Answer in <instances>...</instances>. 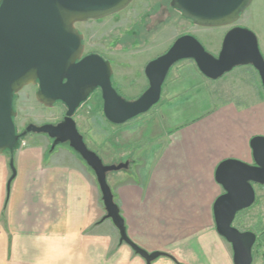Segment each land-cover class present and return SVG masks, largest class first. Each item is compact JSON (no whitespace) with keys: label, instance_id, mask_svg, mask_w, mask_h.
I'll list each match as a JSON object with an SVG mask.
<instances>
[{"label":"crops","instance_id":"crops-1","mask_svg":"<svg viewBox=\"0 0 264 264\" xmlns=\"http://www.w3.org/2000/svg\"><path fill=\"white\" fill-rule=\"evenodd\" d=\"M255 136H264V100L226 102L112 175L129 238L164 254L153 264H229L214 221L224 192L215 171L225 159L254 163ZM23 143L0 155V264H147L105 219L96 175L78 153L44 134Z\"/></svg>","mask_w":264,"mask_h":264},{"label":"water","instance_id":"water-1","mask_svg":"<svg viewBox=\"0 0 264 264\" xmlns=\"http://www.w3.org/2000/svg\"><path fill=\"white\" fill-rule=\"evenodd\" d=\"M133 0H0V155L19 149L27 134H44L53 147L68 144L94 171L99 184L105 219L120 233V240L143 257L147 264L164 255L149 253L128 236L125 220L115 202L108 174L129 169V162L106 165L91 150L79 132L74 115L97 89L101 90L103 112L115 125H123L157 105L172 67L193 60L210 80H218L236 67L252 66L264 89V57L256 35L242 26L230 29L218 56L209 53L191 34L179 36L168 51L145 67L149 86L137 99L123 98L112 83L113 67L99 54L85 55L84 34L77 24L105 19L124 11ZM253 0H173L181 15L199 27H225L237 23ZM38 85L36 99L45 107L62 102L67 111L57 124H30L17 131L14 101L25 87ZM250 145L254 163L225 159L217 166L215 179L224 192L213 205L218 235L233 249L234 264H253L257 234L241 231L237 215L256 201L255 185L264 186V136ZM13 176L15 168L11 161Z\"/></svg>","mask_w":264,"mask_h":264},{"label":"rangeland","instance_id":"rangeland-1","mask_svg":"<svg viewBox=\"0 0 264 264\" xmlns=\"http://www.w3.org/2000/svg\"><path fill=\"white\" fill-rule=\"evenodd\" d=\"M168 8V0H133L114 16L76 25L85 36V54L99 53L110 60L113 84L126 100H135L145 92L149 86L146 65L168 51L183 34L194 35L209 53L218 56L226 33L242 26L256 35L264 57V0H253L234 25L214 28L196 26ZM36 92L37 87L30 85L15 97L19 133L30 124L57 123L64 116L63 105L45 107L37 101ZM261 100L264 89L252 66L236 67L220 79L210 80L193 60H183L172 67L160 102L149 112L123 125L112 124L103 112L102 93L97 92L74 118L88 147L106 165L128 161L135 165L140 156L151 157L161 148L176 127L205 116L226 102L249 106ZM124 170L109 173L108 183L112 184V175ZM255 191V203L237 215L234 225L241 231L258 234L253 264H264V186L255 185ZM226 243L228 262L234 264L232 246Z\"/></svg>","mask_w":264,"mask_h":264},{"label":"flooded vegetation","instance_id":"flooded-vegetation-1","mask_svg":"<svg viewBox=\"0 0 264 264\" xmlns=\"http://www.w3.org/2000/svg\"><path fill=\"white\" fill-rule=\"evenodd\" d=\"M172 1L173 0H168V3L170 4V8H168V11L169 12H179L176 8H174L173 7V5H172ZM114 16V15H113ZM81 32V31H80ZM82 33V32H81ZM85 37V36H84ZM84 44H85V38H84V42H83ZM88 54H92V53H88ZM88 54H85V55H88ZM94 54H99V53H94ZM99 55H101V54H99ZM105 60H108L105 56H103V55H101ZM108 61H110V60H108ZM113 75H114V71H113ZM112 83H113V76H112ZM34 86H36L37 87V91H38V85H34ZM113 86H114V84H113ZM115 87V86H114ZM116 88V87H115ZM117 90V89H116ZM118 91V90H117ZM97 92H101V90L100 89H97L93 94H91V96L88 98V100L85 102V103H87V102H89L90 100H91V98L97 93ZM120 94V93H119ZM121 95V94H120ZM17 97V96H16ZM16 100H17V98H15V101H14V105H15V103H16ZM85 103H83V105L85 104ZM59 104H61V105H63L64 107H65V105L62 103V102H57L54 106H56V105H59ZM53 106V107H54ZM80 109V108H79ZM78 109V110H79ZM78 110H77V112H78ZM66 111H67V109H66V107H65V113H64V116H63V118L60 120V121H58L57 123H59V122H61V121H63V119L65 118V114H66ZM77 112L75 113V115L77 114ZM74 115V116H75ZM75 119V118H74ZM76 121V120H75ZM57 123H50V124H57ZM77 123V122H76ZM44 124H48V123H43V124H40V125H44ZM37 125V124H36ZM28 127V126H27ZM26 127V128H27ZM26 130V129H25ZM24 130V131H25ZM23 131V132H24ZM23 132H20V133H23ZM29 134H33V133H29ZM29 134H27V135H29ZM26 135V136H27ZM257 239H258V234H257Z\"/></svg>","mask_w":264,"mask_h":264},{"label":"trees","instance_id":"trees-1","mask_svg":"<svg viewBox=\"0 0 264 264\" xmlns=\"http://www.w3.org/2000/svg\"><path fill=\"white\" fill-rule=\"evenodd\" d=\"M179 13H180V15H181V12L179 11ZM169 76V75H168ZM166 83V82H165ZM164 86H165V84H164ZM164 86H163V90H164ZM114 199H115V202L118 204V206H119V202H118V199H117V197H116V194L114 193ZM119 208H120V206H119ZM120 213H121V215H122V212H121V209H120ZM167 256H169V255H167ZM171 257V256H170Z\"/></svg>","mask_w":264,"mask_h":264},{"label":"built area","instance_id":"built-area-1","mask_svg":"<svg viewBox=\"0 0 264 264\" xmlns=\"http://www.w3.org/2000/svg\"><path fill=\"white\" fill-rule=\"evenodd\" d=\"M21 144H24L23 141L21 142Z\"/></svg>","mask_w":264,"mask_h":264}]
</instances>
